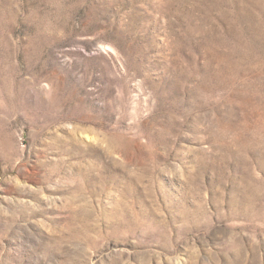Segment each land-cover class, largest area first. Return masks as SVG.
<instances>
[{"label":"rangeland","instance_id":"1","mask_svg":"<svg viewBox=\"0 0 264 264\" xmlns=\"http://www.w3.org/2000/svg\"><path fill=\"white\" fill-rule=\"evenodd\" d=\"M0 264H264V0H0Z\"/></svg>","mask_w":264,"mask_h":264}]
</instances>
